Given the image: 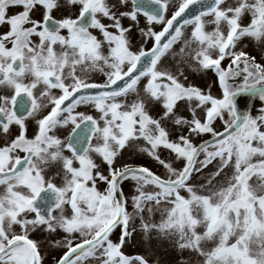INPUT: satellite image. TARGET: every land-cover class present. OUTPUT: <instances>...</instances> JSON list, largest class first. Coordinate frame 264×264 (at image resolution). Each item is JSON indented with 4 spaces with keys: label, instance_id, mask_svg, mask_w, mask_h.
<instances>
[{
    "label": "snow or ice",
    "instance_id": "obj_1",
    "mask_svg": "<svg viewBox=\"0 0 264 264\" xmlns=\"http://www.w3.org/2000/svg\"><path fill=\"white\" fill-rule=\"evenodd\" d=\"M0 264H264V0H0Z\"/></svg>",
    "mask_w": 264,
    "mask_h": 264
},
{
    "label": "water",
    "instance_id": "obj_2",
    "mask_svg": "<svg viewBox=\"0 0 264 264\" xmlns=\"http://www.w3.org/2000/svg\"><path fill=\"white\" fill-rule=\"evenodd\" d=\"M249 106H251V101H249Z\"/></svg>",
    "mask_w": 264,
    "mask_h": 264
}]
</instances>
